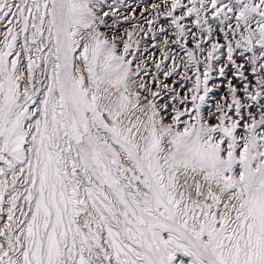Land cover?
<instances>
[{
    "label": "snow or ice",
    "instance_id": "obj_1",
    "mask_svg": "<svg viewBox=\"0 0 264 264\" xmlns=\"http://www.w3.org/2000/svg\"><path fill=\"white\" fill-rule=\"evenodd\" d=\"M0 264H264V0H0Z\"/></svg>",
    "mask_w": 264,
    "mask_h": 264
}]
</instances>
